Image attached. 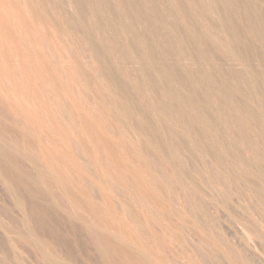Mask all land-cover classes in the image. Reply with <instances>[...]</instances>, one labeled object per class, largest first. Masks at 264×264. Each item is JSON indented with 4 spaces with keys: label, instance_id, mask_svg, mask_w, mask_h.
Here are the masks:
<instances>
[{
    "label": "rangeland",
    "instance_id": "obj_1",
    "mask_svg": "<svg viewBox=\"0 0 264 264\" xmlns=\"http://www.w3.org/2000/svg\"><path fill=\"white\" fill-rule=\"evenodd\" d=\"M0 264H264V0H0Z\"/></svg>",
    "mask_w": 264,
    "mask_h": 264
}]
</instances>
